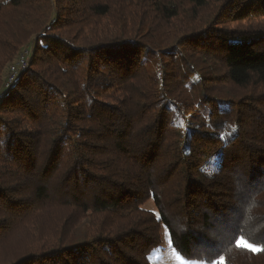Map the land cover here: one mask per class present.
I'll use <instances>...</instances> for the list:
<instances>
[{
  "label": "trees",
  "instance_id": "1",
  "mask_svg": "<svg viewBox=\"0 0 264 264\" xmlns=\"http://www.w3.org/2000/svg\"><path fill=\"white\" fill-rule=\"evenodd\" d=\"M165 224L264 246V0H0V264H152Z\"/></svg>",
  "mask_w": 264,
  "mask_h": 264
},
{
  "label": "snow or ice",
  "instance_id": "2",
  "mask_svg": "<svg viewBox=\"0 0 264 264\" xmlns=\"http://www.w3.org/2000/svg\"><path fill=\"white\" fill-rule=\"evenodd\" d=\"M155 215H156L157 221L162 220L159 213H156ZM164 230H165V236L167 238L168 246L173 247L172 234H171V231L169 230V228L166 224L164 225ZM246 235L253 236L251 234H246ZM237 236H239V238H237ZM233 242L235 243L236 247H238V248L239 247H246L247 249H249L253 252L264 251V246H261L258 248L256 246H254L252 243H249L247 240H245L244 235H240L237 233V234H233L231 236V239L228 240L227 243L224 244L223 249H221L220 247H212V246L203 247L201 250V255L204 256L205 259H203L202 261H196V260L188 259V260L184 261V264H220V261H219V259H217V257L220 256V252L222 250L231 251V249L228 248V244H231Z\"/></svg>",
  "mask_w": 264,
  "mask_h": 264
},
{
  "label": "rangeland",
  "instance_id": "3",
  "mask_svg": "<svg viewBox=\"0 0 264 264\" xmlns=\"http://www.w3.org/2000/svg\"><path fill=\"white\" fill-rule=\"evenodd\" d=\"M146 207L152 211L156 210L152 201H149ZM150 260L152 264H184V261L187 259L179 254L173 247L168 246L164 232L161 247L151 254Z\"/></svg>",
  "mask_w": 264,
  "mask_h": 264
},
{
  "label": "built area",
  "instance_id": "4",
  "mask_svg": "<svg viewBox=\"0 0 264 264\" xmlns=\"http://www.w3.org/2000/svg\"><path fill=\"white\" fill-rule=\"evenodd\" d=\"M29 57L30 51L26 50L21 54L17 62L12 65L10 68L9 82H12L17 77L19 72L27 66Z\"/></svg>",
  "mask_w": 264,
  "mask_h": 264
}]
</instances>
